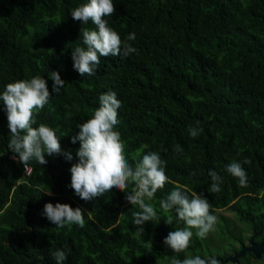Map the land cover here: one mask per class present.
<instances>
[{
  "label": "trees",
  "instance_id": "1",
  "mask_svg": "<svg viewBox=\"0 0 264 264\" xmlns=\"http://www.w3.org/2000/svg\"><path fill=\"white\" fill-rule=\"evenodd\" d=\"M87 2L0 0V93L8 83L43 77L52 96L33 126L53 128L62 151L73 156L67 161L45 154L46 165L31 160L25 173L7 148L0 102V264H26L37 253L56 264L51 253L57 249L66 253L63 264H170L174 254L163 240L184 224L174 212L173 224H166L158 202L177 186L189 195L202 193L217 217L214 236L194 234L178 259L204 258L213 253L211 243L228 247L244 229L264 237V0H114L116 14L105 19L122 40L135 33L129 43L137 53L101 57L96 75L82 77L73 68L72 49L84 46L80 29L95 25L74 21L70 13ZM52 71L66 82L58 95L48 78ZM110 91L121 101L114 130L129 163L138 151L158 152L166 161L168 183L151 201L158 219L146 222L143 234L133 223L141 209L126 201L125 192L114 189L85 202L68 187L80 146L71 138ZM190 126L202 129L198 137H190ZM176 145L183 151H174ZM232 161L245 169L246 187L226 172ZM209 170L222 177L219 193L207 191ZM46 203L84 209V227H56L41 215ZM222 208L231 217L218 212Z\"/></svg>",
  "mask_w": 264,
  "mask_h": 264
},
{
  "label": "clouds",
  "instance_id": "2",
  "mask_svg": "<svg viewBox=\"0 0 264 264\" xmlns=\"http://www.w3.org/2000/svg\"><path fill=\"white\" fill-rule=\"evenodd\" d=\"M115 14L114 0H88L71 11L70 15L74 21L84 25L91 22L95 25V29H80V39L84 46L72 49L73 68L80 76L96 75L101 57H128L137 53V49L129 43L135 40V33L122 40L108 25L105 17ZM48 78L53 81L52 91L58 95L66 82L56 71L49 72ZM51 96L47 81L40 76L8 83L0 93V102L3 103L7 114L10 133L7 148L17 154L14 159L18 158V162L25 168L31 160L46 165L45 154L62 155L67 161L73 159L71 152L62 151L60 138L53 128L43 123L33 126L36 123V114L45 108ZM98 99L99 107L93 110L90 118L77 126L79 132L71 138L73 144L79 141L80 146L76 151L78 162L72 164L69 169L71 181L68 187L73 190L76 197L85 202L106 197L114 189L125 192L126 201L141 209L134 213L133 223L137 233L143 234L145 231L143 225L158 219L157 209L151 201L155 199L158 190L163 189L168 183L166 161L158 152L141 155V151H138L132 157L134 164L129 163L120 133L114 130L118 124L121 101L115 91L103 93ZM200 131L202 129L189 127V135L192 138L198 137ZM174 151L183 150L176 145ZM244 163L250 161L245 160ZM226 172L238 180L240 187L247 186V173L240 162H230L226 166ZM209 176L212 183L207 191L219 193L222 177L212 170H209ZM130 184L132 189L128 191ZM42 192L51 195L50 189H44ZM158 203L164 213L166 224H173L174 217L171 215L173 212L175 219L184 224V227L170 231L163 240L166 248L174 254L169 257L170 264H220L215 257L202 258L195 255L178 259L175 255L189 248L194 234L197 238L204 239L214 229L217 217L211 213L212 205L202 193L193 192L189 195L186 190L177 186ZM84 212V209L80 207L73 209L68 204L46 203L41 215L59 228L72 225L84 227ZM145 243L152 245L151 240ZM51 255L56 264H63L67 259L66 253L60 249Z\"/></svg>",
  "mask_w": 264,
  "mask_h": 264
},
{
  "label": "flooded vegetation",
  "instance_id": "3",
  "mask_svg": "<svg viewBox=\"0 0 264 264\" xmlns=\"http://www.w3.org/2000/svg\"><path fill=\"white\" fill-rule=\"evenodd\" d=\"M227 217H231V216H227ZM241 234H242V237L240 238L236 236H231L229 238L228 241L231 245L226 247L225 253H222L223 251L214 252V253L205 255L204 258L216 257L220 261V264H221V259L227 256H230L235 252H238L243 246H247L250 239L255 244H260V243L264 244V237L259 239L255 237L253 233L245 229L242 231ZM223 264H264V259L262 257L260 258L255 257L250 251H245L243 255L237 258L236 262L226 261V262H223Z\"/></svg>",
  "mask_w": 264,
  "mask_h": 264
},
{
  "label": "water",
  "instance_id": "4",
  "mask_svg": "<svg viewBox=\"0 0 264 264\" xmlns=\"http://www.w3.org/2000/svg\"><path fill=\"white\" fill-rule=\"evenodd\" d=\"M6 244L8 245V243ZM245 251H250L255 257H262L264 259V244H255L250 239L247 246H243L238 252H235L232 255L221 259V264L226 261L236 262L237 258L243 255ZM26 259V264H31L34 261H37L41 264H46V260L41 253H37L35 256H27Z\"/></svg>",
  "mask_w": 264,
  "mask_h": 264
},
{
  "label": "rangeland",
  "instance_id": "5",
  "mask_svg": "<svg viewBox=\"0 0 264 264\" xmlns=\"http://www.w3.org/2000/svg\"><path fill=\"white\" fill-rule=\"evenodd\" d=\"M218 212L223 213V214H225L227 216H230L231 215V212L227 208L219 209ZM215 232H216V227L214 226V229L209 234L214 236ZM225 247L226 246L220 244V241H216L215 243H211L210 244V251L214 253L218 249H221L222 250ZM203 251H205V249H203Z\"/></svg>",
  "mask_w": 264,
  "mask_h": 264
},
{
  "label": "built area",
  "instance_id": "6",
  "mask_svg": "<svg viewBox=\"0 0 264 264\" xmlns=\"http://www.w3.org/2000/svg\"><path fill=\"white\" fill-rule=\"evenodd\" d=\"M24 171H25V173H28V171H29V167H24Z\"/></svg>",
  "mask_w": 264,
  "mask_h": 264
}]
</instances>
